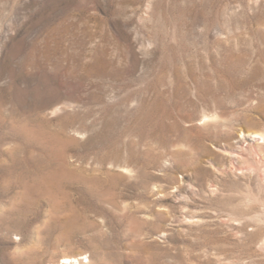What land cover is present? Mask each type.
Returning <instances> with one entry per match:
<instances>
[{
	"label": "rangeland",
	"instance_id": "rangeland-1",
	"mask_svg": "<svg viewBox=\"0 0 264 264\" xmlns=\"http://www.w3.org/2000/svg\"><path fill=\"white\" fill-rule=\"evenodd\" d=\"M0 264H264V0H0Z\"/></svg>",
	"mask_w": 264,
	"mask_h": 264
}]
</instances>
